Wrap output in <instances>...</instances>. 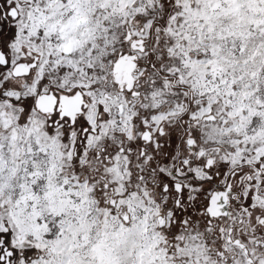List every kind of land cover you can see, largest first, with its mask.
<instances>
[{
	"label": "snow or ice",
	"instance_id": "obj_1",
	"mask_svg": "<svg viewBox=\"0 0 264 264\" xmlns=\"http://www.w3.org/2000/svg\"><path fill=\"white\" fill-rule=\"evenodd\" d=\"M0 264H264V0H0Z\"/></svg>",
	"mask_w": 264,
	"mask_h": 264
}]
</instances>
